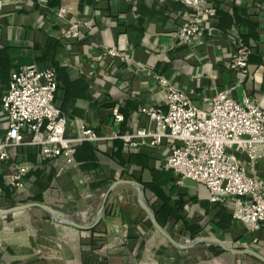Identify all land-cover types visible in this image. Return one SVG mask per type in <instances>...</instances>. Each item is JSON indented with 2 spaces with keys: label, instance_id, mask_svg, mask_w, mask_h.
I'll return each mask as SVG.
<instances>
[{
  "label": "crops",
  "instance_id": "1",
  "mask_svg": "<svg viewBox=\"0 0 264 264\" xmlns=\"http://www.w3.org/2000/svg\"><path fill=\"white\" fill-rule=\"evenodd\" d=\"M206 1L216 8L215 15L203 20L202 33L192 45H183L172 32L189 8L176 0H2L0 104L14 70L29 64L54 67L55 105L67 119L65 136L75 137L84 125L105 137L77 146L74 165L62 156H43L38 145L10 150L11 161H18L11 172L27 168L23 187H11L16 196L39 195L49 205L70 208L60 212L74 222L91 226L107 188L116 180L134 181L156 222L178 244L213 237L230 248L264 256V227L249 230L233 219L231 198L211 203L204 184L180 180L163 167L168 143L131 149L115 137L148 123L140 113L143 106L162 104L157 76L184 91L203 111L209 110L204 98L223 90L238 103L248 96L264 109V0ZM59 7L67 10L62 19L56 17ZM74 21H85L90 29L81 27L78 39L63 38ZM52 37L58 44L53 46ZM240 45L248 50L245 71L229 68ZM103 47H116L124 58L98 59ZM31 51L36 58L32 62ZM114 109L122 121L114 120ZM6 130L7 116L0 106V139ZM10 173L2 175L0 163V181L8 184ZM247 173L264 180V156ZM2 222L0 264H263L224 249L214 253L210 245L219 246L213 242L175 246L156 230L138 204L135 187L127 183L109 193L92 228L45 215L30 217L21 226L10 218Z\"/></svg>",
  "mask_w": 264,
  "mask_h": 264
},
{
  "label": "built area",
  "instance_id": "2",
  "mask_svg": "<svg viewBox=\"0 0 264 264\" xmlns=\"http://www.w3.org/2000/svg\"><path fill=\"white\" fill-rule=\"evenodd\" d=\"M189 11L172 35L179 44L192 45L202 33V22L213 17L216 8L206 0H176ZM2 0H0V8ZM66 8L59 7L56 17L62 19ZM90 29L85 21L69 23L64 37L76 39L81 30ZM122 57L116 47H103L98 59ZM248 50L238 46L231 54L229 68L245 71ZM163 87L161 105L143 106L140 113L148 123L130 133L115 136L127 147L142 145L159 148L168 143L169 154L163 163L182 179L202 183L209 192L211 203L227 198L234 202L232 217L249 230L264 227V180L248 175L255 160L264 156V109L244 96L242 102L233 100L227 90L204 98L209 110L199 109L188 95L157 76ZM56 77L53 68L39 69L24 65L10 75L7 92L1 98V108L7 116V130L0 139V160L9 157L13 145H38L47 158H64L74 165L75 144L80 141L99 142L105 139L97 132L80 125L77 136L64 134L66 117L55 105ZM116 122L123 116L113 110ZM240 154L244 159H240ZM25 166H19L8 176V185L23 187Z\"/></svg>",
  "mask_w": 264,
  "mask_h": 264
},
{
  "label": "water",
  "instance_id": "3",
  "mask_svg": "<svg viewBox=\"0 0 264 264\" xmlns=\"http://www.w3.org/2000/svg\"><path fill=\"white\" fill-rule=\"evenodd\" d=\"M120 183H127V184H131L135 187L136 191H137V201L138 204L140 205V207L146 212L148 218L150 219V221L152 222L153 226L156 228L157 231H159L168 241H170L172 244H174L177 247H190V246H194L200 242L203 241H208V242H213L215 244H217L219 247H221L224 250L227 251H231L237 254H243V255H250L254 258H256L257 260H259L260 262H262L264 264V256L254 252L251 249L248 248H244V249H234V248H230L229 246H227L224 242L213 238V237H203V238H197L192 240L190 243L185 244V245H180L178 244L165 230L162 229V227L156 222L155 220V216L153 211L151 210V208L146 204L145 202V198H144V193H143V189L140 186L139 183L134 182V181H129V180H116L114 181L106 190L103 200H102V204L98 210V213L96 215V219L93 225L97 224L99 222V220L102 217V208H103V204L107 198V196L109 195V193L114 189V187H116L118 184ZM33 207H37L45 212H47L54 220H57L63 224L66 225H70L73 227H77V228H81V229H86V228H92L93 225L91 226H85V225H81L77 222H74L71 218H69L66 214L52 208L49 205L46 204H42L39 202H27L24 204H19V205H15V206H11V207H5V208H0V217L2 216H6L7 214H11V213H15L18 211H23V210H27L29 208H33Z\"/></svg>",
  "mask_w": 264,
  "mask_h": 264
},
{
  "label": "trees",
  "instance_id": "4",
  "mask_svg": "<svg viewBox=\"0 0 264 264\" xmlns=\"http://www.w3.org/2000/svg\"><path fill=\"white\" fill-rule=\"evenodd\" d=\"M76 39H78V38H76ZM73 40H75V39H73ZM50 41H48V44H50ZM53 41H54V43H53V46H54V45L58 44L59 39H56L54 37ZM46 49H47V46H46ZM43 54H44V56H45V54H48L47 50H45ZM33 60H36V58H35V56L33 54V51H31V60H30V62H32ZM52 68L55 70L54 67H52ZM55 72H56V70H55ZM66 123H67V119H66ZM83 143H85V141L77 142L75 144V148L77 146L83 144ZM28 146H37V145H27V144H24V145H13V146H11L9 148L8 151H10L12 149H16L17 152H19V151L22 152L24 149H27ZM133 155H136V154H133ZM0 163H1V167H2V175H7L8 173H10L12 171V169L15 167V165L18 163V161H14V162L11 161V158H10V155H9L8 159L0 160ZM0 189H1L0 195H1L2 200H3V203L1 205L3 207H11V206L19 205V204H24V203H27V202H39V203H42V204L49 205L39 195L35 196V197H27V198L26 197H21V196H16L15 191L8 184H6L4 182H1V181H0ZM49 206H51L52 208H54V209H56L58 211H62L64 213H66L65 210L71 211L70 208L65 209V207H63V205L62 206L49 205ZM43 212H44V215L46 217L51 218V216L47 212H45V211H43ZM210 246L209 247L214 250V253L224 252V250L221 249L220 247H217V246H214V245H210Z\"/></svg>",
  "mask_w": 264,
  "mask_h": 264
},
{
  "label": "rangeland",
  "instance_id": "5",
  "mask_svg": "<svg viewBox=\"0 0 264 264\" xmlns=\"http://www.w3.org/2000/svg\"><path fill=\"white\" fill-rule=\"evenodd\" d=\"M63 38H64V36H63ZM0 208H5V207L0 205ZM43 215H44L43 210H41L37 207H33V208H29L27 210L7 214L6 216L0 217L1 218L0 220H2L3 221L2 223H4L5 220L10 218V220H11V222H13V224L16 223V221L20 223V224H17L15 226H21L22 223H24L26 225L27 220L30 219V217H38V216H43ZM0 226H2V224Z\"/></svg>",
  "mask_w": 264,
  "mask_h": 264
}]
</instances>
